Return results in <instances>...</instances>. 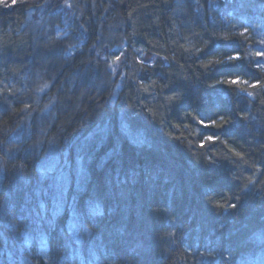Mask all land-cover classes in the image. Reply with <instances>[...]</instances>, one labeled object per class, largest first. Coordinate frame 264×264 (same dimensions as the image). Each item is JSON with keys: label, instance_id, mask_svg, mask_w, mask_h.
I'll use <instances>...</instances> for the list:
<instances>
[{"label": "trees", "instance_id": "16d2710c", "mask_svg": "<svg viewBox=\"0 0 264 264\" xmlns=\"http://www.w3.org/2000/svg\"><path fill=\"white\" fill-rule=\"evenodd\" d=\"M1 1L0 264H264V0Z\"/></svg>", "mask_w": 264, "mask_h": 264}, {"label": "rangeland", "instance_id": "374dc122", "mask_svg": "<svg viewBox=\"0 0 264 264\" xmlns=\"http://www.w3.org/2000/svg\"><path fill=\"white\" fill-rule=\"evenodd\" d=\"M23 1H27V0H23ZM29 1H31L32 3H36V4H40V5H42L41 4V2H50V0L48 1V0H29ZM58 1H61V3H63L62 5L64 6L66 3V1H69V0H58ZM11 2V0H2L1 1V3H4V4H9ZM49 4V3H48ZM9 5H11V3L9 4ZM45 5V4H44ZM142 58V57H141ZM146 60L147 61H150L151 59H149L148 57L146 58ZM243 86H245L244 84H242ZM245 95H246V93H245ZM252 95V94H251ZM251 95H249V96H251Z\"/></svg>", "mask_w": 264, "mask_h": 264}, {"label": "snow or ice", "instance_id": "6c2138e0", "mask_svg": "<svg viewBox=\"0 0 264 264\" xmlns=\"http://www.w3.org/2000/svg\"><path fill=\"white\" fill-rule=\"evenodd\" d=\"M211 139V138H210Z\"/></svg>", "mask_w": 264, "mask_h": 264}]
</instances>
